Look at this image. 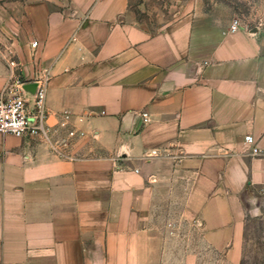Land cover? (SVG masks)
I'll return each instance as SVG.
<instances>
[{
	"label": "crops",
	"instance_id": "0c3cea01",
	"mask_svg": "<svg viewBox=\"0 0 264 264\" xmlns=\"http://www.w3.org/2000/svg\"><path fill=\"white\" fill-rule=\"evenodd\" d=\"M0 39V92L2 53L52 72L51 140L0 132V264H264V28L4 0Z\"/></svg>",
	"mask_w": 264,
	"mask_h": 264
},
{
	"label": "built area",
	"instance_id": "2783aa9c",
	"mask_svg": "<svg viewBox=\"0 0 264 264\" xmlns=\"http://www.w3.org/2000/svg\"><path fill=\"white\" fill-rule=\"evenodd\" d=\"M238 28L237 22L232 25V30ZM37 45L38 41L32 43L33 47ZM2 49L0 43V52ZM2 54L11 69V82L0 92V132L50 141L52 126L49 124L50 112L47 105V92L52 77L51 68L46 67L40 71L32 81H24L17 73L21 67L20 62L12 55ZM29 84H35L33 91L27 89ZM85 135V130L69 131V137H84ZM245 141L252 153H259L258 147L252 145L254 143L252 135H247ZM68 143L67 138H62L56 139L53 145L60 152V147L66 146Z\"/></svg>",
	"mask_w": 264,
	"mask_h": 264
},
{
	"label": "rangeland",
	"instance_id": "374dc122",
	"mask_svg": "<svg viewBox=\"0 0 264 264\" xmlns=\"http://www.w3.org/2000/svg\"><path fill=\"white\" fill-rule=\"evenodd\" d=\"M130 6L140 20L154 28L186 14H194L201 22L231 30L236 22L239 28L248 30L264 28V0H130ZM0 43L4 47L1 39ZM255 225V237L261 246L258 259L264 261V231L261 223ZM205 259L208 256L198 264H210L205 263Z\"/></svg>",
	"mask_w": 264,
	"mask_h": 264
},
{
	"label": "water",
	"instance_id": "95a60500",
	"mask_svg": "<svg viewBox=\"0 0 264 264\" xmlns=\"http://www.w3.org/2000/svg\"><path fill=\"white\" fill-rule=\"evenodd\" d=\"M34 88H35V84H29V85H27V89H29L31 91H33Z\"/></svg>",
	"mask_w": 264,
	"mask_h": 264
}]
</instances>
